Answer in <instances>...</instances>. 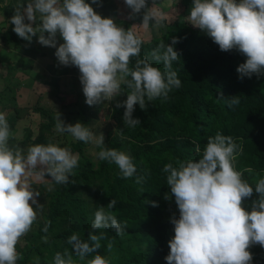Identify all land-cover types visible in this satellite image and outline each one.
<instances>
[{"label": "clouds", "instance_id": "1", "mask_svg": "<svg viewBox=\"0 0 264 264\" xmlns=\"http://www.w3.org/2000/svg\"><path fill=\"white\" fill-rule=\"evenodd\" d=\"M125 3L133 14L144 10L140 27L148 28L150 24L156 29L161 27L157 17L163 14L156 12V0L151 8L147 0H125ZM186 19L204 31L221 51L237 50L247 58L237 68L241 79L264 76V0H194ZM9 20L20 39L31 43L38 35L42 46L56 49L55 56L61 65L79 69L89 106L114 101L123 94L122 86L129 89L127 99L116 104L117 108L125 109L126 127L134 128L141 123L133 118L136 105L146 111L149 102L166 100L173 87L181 86L175 71L163 72L146 59H138L135 67H131V59L139 57L143 44L133 31L137 26L125 30L113 18L102 17L85 0H30L18 4ZM58 37L63 43L57 47ZM178 42L173 38L166 47L162 60L167 69L172 61L179 60L173 47ZM153 55L157 61L161 60L159 55ZM229 103L239 105L240 97ZM56 130L77 141L96 143L101 148L99 158L115 163L121 178L129 179L136 174L133 157L106 148L103 133L96 137L79 122L65 125L60 116ZM11 138V126L5 114L0 113V264H18L22 259L17 245L31 231L38 219V209L43 206L38 204L40 192L32 188L30 178L45 179L50 175L49 181L68 184L73 170L79 166L78 154L69 148L52 143L35 144L25 154L23 149L10 146ZM238 150L242 149L231 136L217 132L208 139L200 159L164 166L166 183L179 209V219L171 221L175 235L169 241L167 264H251L253 255L248 249L254 245L264 247V178L256 182L255 188L242 178L235 168ZM142 181L143 177H137V184ZM254 193L259 198L248 211L244 201ZM164 198L171 199L167 193ZM116 203L112 199L107 209H114ZM152 206L158 205L153 202ZM91 227L93 231L113 229L122 236L127 222L122 227L112 211L100 206ZM104 235L89 233V243L74 233L67 241L72 251L55 253L53 264H75L73 253L86 264H110L98 253ZM111 249L109 243L107 250ZM93 253L96 254L92 259H86Z\"/></svg>", "mask_w": 264, "mask_h": 264}, {"label": "trees", "instance_id": "2", "mask_svg": "<svg viewBox=\"0 0 264 264\" xmlns=\"http://www.w3.org/2000/svg\"><path fill=\"white\" fill-rule=\"evenodd\" d=\"M8 0H0V12L5 10ZM95 9L109 6L124 10L129 21L115 20L118 26L127 30L136 22H143L144 10L133 14L127 7L125 0H85ZM148 7H153V0H147ZM121 3V4H120ZM156 7L159 1L156 0ZM193 7L191 0L183 2V10L176 20L168 23L161 18L159 33L144 38V33L138 35L143 40L139 57L131 59V67H135L138 59H146L153 67L163 72L175 71L181 80L179 88L173 87L166 100L156 99L148 103L147 110H141L136 105L133 118L141 123L134 128L126 127L123 122L124 108L115 107L112 118L115 131L104 140V146L117 149L133 157L137 168L136 174L129 179L121 178V173L115 163L101 160L96 161L87 152L89 143L81 141L69 142L62 139L56 130L57 120L51 109L35 106L32 110L38 113L42 122L38 132H31L26 139L11 138L10 146L18 147L27 153L29 146L35 144H56L69 148L79 156V166L73 170L74 175L68 184L50 182L44 190L39 205H43L41 217L33 224L31 231L25 235L24 242L18 243L17 250L22 255L18 264H53L55 253L71 252L72 245L67 241L74 233L82 241L89 242V233L100 235V255L105 256L110 264H167L165 257L169 254V241L174 238L173 218L179 219V209L175 197L171 196V189L166 183L167 174L163 172L166 164L177 165V161L198 160L202 157L204 147L210 137L217 132L231 136L240 145L235 160V168L242 173V178L253 188L256 182L264 178V76L240 78L237 68L246 61V57L237 50L223 52L205 32L192 28L186 17ZM161 9H157L159 12ZM3 13H0V16ZM3 28L1 39L7 45L22 50L26 47L37 49L38 35L31 43L20 39L13 31L10 17L2 15ZM108 18V17H107ZM36 23L39 24L37 13ZM153 28L150 24L148 29ZM178 39L174 50L179 60L172 61L171 68H165L162 57L172 39ZM60 42L63 40L59 38ZM164 45V47H160ZM153 53L159 55L157 61ZM46 57L45 54H42ZM19 62L7 63L8 75L5 78V90L0 93L2 100L12 105L11 130L21 119L17 105V92L20 84L13 83L14 77L22 65ZM55 58L53 63H57ZM0 60V65H2ZM68 71V69H63ZM3 79V77H2ZM130 79V78H129ZM58 80L48 81L47 84L56 88L54 94L60 97ZM76 85H74V88ZM130 91L122 86V95L114 101L123 103ZM75 102H62V112H74L80 117L82 124L88 127L90 120L84 114L80 99L84 96L82 89H76ZM240 97L239 105L230 106V100ZM102 105V104H100ZM81 108H80V107ZM199 147L200 151H197ZM101 148L98 147V153ZM51 180L52 177L47 175ZM137 177H143L140 184ZM171 199H165V194ZM42 194V193H40ZM253 197L244 201V207L251 211ZM114 199L117 203L114 209H107ZM155 202L158 206L153 207ZM105 207V211H112L122 227L127 222L124 235L118 236L113 229L93 231L94 213L98 207ZM47 229V231H45ZM111 243V251L107 245ZM253 260L251 264H264V247L254 245L248 249ZM96 253L86 259H92ZM38 258V260H37ZM75 264H86L73 253Z\"/></svg>", "mask_w": 264, "mask_h": 264}, {"label": "crops", "instance_id": "3", "mask_svg": "<svg viewBox=\"0 0 264 264\" xmlns=\"http://www.w3.org/2000/svg\"><path fill=\"white\" fill-rule=\"evenodd\" d=\"M14 0H8L5 3V10L0 16V60L2 61V68H0L1 70V75L0 78L2 79L3 77V82L5 81V78L8 75V68L6 66L7 63H13V62H19L22 64L19 67V70L16 74V77H14V81L16 80V78L18 77V79H20V87L19 90L17 92V105H18V110L20 111V108H22L23 110L27 111L29 107L32 106H36L38 105V103H40V101L42 102V100H44L46 102L45 105H41L43 108H47V109H51L54 113L57 112L58 108H59V112H62V102H65V99L63 100V98L61 99L62 102L59 100V98L54 94V92L56 91V88H54L53 86H50L48 83V81H54L58 80V84L60 85V91H66V88H70V90L73 92V95L75 94V91L77 89V86L74 88V85H77L78 82H80L78 79H80V76L76 75V70L78 68L74 67V66H63L61 65L59 62H57L56 64L53 63V60L56 58L55 56V48L52 47H45L42 46L39 42H38V47L37 49H33L31 47H26L23 48L22 50L20 49H15L13 48L11 45H7L6 43L3 42V40L1 39V30L4 26L3 24V16H8L11 18L12 13L14 12L15 8L17 7L16 5H14ZM185 0H173L172 2L169 3L168 7H162L161 3H159V5L156 7L157 9H161L163 10H167L169 9H177L176 7H180V5H183V2ZM11 2H13L11 4ZM182 3V4H181ZM105 7H107L108 9H112V13L109 14H103L101 12V8L102 10H105ZM101 8H98L96 10V12L98 14H100L102 17L104 18H113L114 21L117 20L118 18L123 20V21H129L130 18H126L124 19L123 15H125L124 10L121 9L120 11L118 9H114L112 7L109 6H103ZM181 8V7H180ZM126 16V15H125ZM128 17V16H126ZM148 28L144 29V35H146V33H148ZM155 31H153V35H154ZM156 35V33H155ZM60 40L58 37V44L57 47L60 44ZM42 54H45L46 57H43ZM68 69V71H63V69ZM63 82V83H62ZM16 83V82H14ZM5 84V82H4ZM19 84V83H18ZM82 85V84H81ZM49 86L51 88V91L49 89ZM78 89H82V86L78 87ZM5 90V89H4ZM50 91V93H49ZM52 94V95H51ZM62 95V94H60ZM51 99V100H50ZM75 101H68L67 103H72ZM4 104H8L11 109H12V105L11 103H9L6 100H2V97L0 98V105ZM87 104V103H86ZM85 104V106H86ZM79 105L80 101H79ZM100 105V104H98ZM103 105V104H102ZM101 105V106H102ZM80 107V106H79ZM83 111L85 112L84 114L86 115V111H85V107L83 105H81ZM80 107V108H81ZM54 108V109H53ZM56 108V109H55ZM10 109V111H12ZM2 111H0L1 113ZM11 113V112H8ZM34 113V112H33ZM63 113V112H62ZM37 115H39L38 113H35ZM64 114V113H63ZM66 115L71 113H65ZM73 114H76L75 112ZM7 115V113L5 114ZM21 115V119L16 123L15 129L11 130L12 131V137L16 138L17 140H24L26 139V137L28 136V134L31 132L33 135H36L37 132H32L31 129L27 128L25 126V124L28 122V118L29 115L26 117H23L22 114ZM40 117V115H39ZM87 117V115H86ZM88 118V117H87ZM41 120V118H40ZM81 121V119H80ZM82 122V121H81ZM41 123V121H40ZM39 123V124H40ZM22 131V132H21Z\"/></svg>", "mask_w": 264, "mask_h": 264}, {"label": "rangeland", "instance_id": "4", "mask_svg": "<svg viewBox=\"0 0 264 264\" xmlns=\"http://www.w3.org/2000/svg\"><path fill=\"white\" fill-rule=\"evenodd\" d=\"M14 1H13L14 5H16V6L18 4H27V3L30 2V0H14ZM116 1L120 2L121 0H116ZM157 1H159L161 3L163 8L164 7L167 8L169 3L172 2L173 0H157ZM191 1L194 3V0H191ZM13 2H11V4ZM180 7H181V10H183V5H180ZM176 8L177 9H174V8L169 9L168 8L167 10H163V11L160 10L159 12L156 11L157 13L163 14L162 16H158L157 18L158 19L165 18V19H167L168 23H172L174 20H176L177 15L181 12V10H179L178 7H176ZM100 10H101V12L103 14H109L110 15L112 13V9L111 8L108 9L107 7H105V10H102V8ZM156 10H157V8H156ZM12 15H13V13H12ZM123 17H124V19L129 18V17H126L125 15H123ZM187 23L190 25V27L196 28V27H194L193 25L190 24L191 22L189 20H187ZM133 26H137V28H135L134 30H135V32H137L138 35H141L142 33H144V31H145L144 29H146V28L140 27L142 25H141V23H138V22L133 24ZM147 30H148V33H146V35L143 36L144 38H150L151 35H152L151 33H153V31H155V33H157V34L159 33V29H156L154 27V25H153V28L147 29ZM200 31H202V30H200ZM202 32H204V31H202ZM0 68H2V65H0ZM0 73H1V70H0ZM76 75L80 76L79 69L76 70ZM78 80L80 81V79H78ZM14 82L20 84V79H18V77H17ZM76 86H77V88L82 86L81 85V81L78 82ZM4 89H5V84H4L3 80L0 78V93H2L4 91ZM49 89L51 91L50 86H49ZM66 89H67L66 91H62L61 92L62 95H60V97L63 98V100L65 99V102L74 101L75 98H76V95L75 94L73 95V92L70 90L69 87L66 88ZM50 91H49V93H50ZM0 98H1V95H0ZM117 103L118 102H115V101H111V102H107L106 101V102L103 103L102 106L101 105L89 106L88 104H86L85 96H83L80 99V104L85 107V111H86V115L88 117V121L90 120V123L88 124V128L95 134L96 137H99L100 134L103 133V135H104V137L106 139L109 135H113L114 134L115 122H114V120L112 118V114L115 111V107H116ZM45 104H46V102L44 100H42V102L40 101V103H38V105H36V106L42 107ZM85 104H86V106H85ZM34 107L35 106L29 107L27 111H25L22 108H20V113L23 115V117H25V116L27 117L29 115V117H27L29 120L25 124V126L27 128H29V129H31L32 132H37V130L39 128V125H40L39 123H40V121L42 122V120H40L39 115L33 113L32 109ZM10 109H11V107L8 104H4V106L0 105V111H2L1 113L6 114V113L10 112ZM54 116H55V119L57 121H58V118L60 116V119L62 120V122L65 125H69V124L75 125L78 122L82 123L80 121V117L77 114H71V115L68 114V115H66V114H63L62 112H59V108H58L57 112L54 113ZM11 119H12L11 116H9L8 117V123H9L10 126H11V123H12ZM58 133L60 135L59 136L60 138L66 139L69 142H76L77 141V140H75V138H73L68 133H61V132H58ZM98 147L99 146H97V144L94 143V142H90L88 144V146H87L88 154L96 161L99 159ZM74 154H76V153H74ZM49 180L50 179H49L48 176H45V179H39V178H37L35 176L30 178V182H31L32 188L34 190L39 191L40 193H42V194H40L39 197H37L38 204H39V201H41V197H43L45 195L44 194L45 193L44 190L46 188L48 189V186H49V184L51 182ZM33 207L35 208L36 206L33 205ZM41 214H42V209H38V218L41 217ZM19 243L20 244L22 243L21 245H25V244H23V243H25L23 237L21 238Z\"/></svg>", "mask_w": 264, "mask_h": 264}]
</instances>
